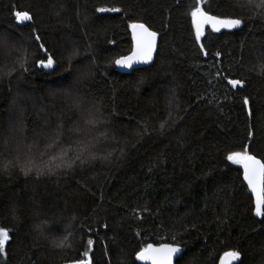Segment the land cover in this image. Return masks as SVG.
Returning a JSON list of instances; mask_svg holds the SVG:
<instances>
[{"label":"trees","instance_id":"16d2710c","mask_svg":"<svg viewBox=\"0 0 264 264\" xmlns=\"http://www.w3.org/2000/svg\"><path fill=\"white\" fill-rule=\"evenodd\" d=\"M244 2L205 0L212 15L236 11L247 20L231 31L206 29L205 56L190 27L193 0H0V37L26 46L0 49V67L24 56L28 69L0 77V229L8 232L0 264H64L85 251L91 264H139L141 249L173 237L185 248L176 264H221L233 249L243 264H264V216H255L241 166L226 161L242 150L249 126L250 150L264 159V16L241 12ZM15 11L33 19L17 21ZM133 19L157 32V53L151 65L120 73L115 61L131 53ZM49 55L53 71L36 63ZM90 62L89 78L76 82ZM229 79L245 84L233 88ZM19 101L25 138L46 127L40 110L49 117L44 131L62 122L73 139L76 126L92 120L87 140L96 157L53 175H24L13 158ZM144 128L150 134L142 138ZM65 236L70 247L52 245Z\"/></svg>","mask_w":264,"mask_h":264},{"label":"snow or ice","instance_id":"6c2138e0","mask_svg":"<svg viewBox=\"0 0 264 264\" xmlns=\"http://www.w3.org/2000/svg\"><path fill=\"white\" fill-rule=\"evenodd\" d=\"M206 7L209 6L205 3V0H193V3L190 5V13L188 14L190 15V27L194 29L195 43L199 45V51L205 56L208 55V48L206 47L208 38L205 35L206 26L210 28L212 32L219 33L221 29L239 28L247 23L244 16L236 11H221L216 15H212L211 12L214 11V9L209 7V11H205ZM239 8L241 9V12L245 9L249 11L255 9V11H252L253 16H264V0H259V3H257L256 0H246V2L239 5ZM98 11L103 12L105 9H98ZM109 11L120 12L121 9L113 8L109 9ZM13 15L17 21H29L33 19V16L29 11H15ZM127 27L131 30L133 47L130 55L117 59L115 63L118 65L131 66L134 62L145 64L152 62L154 52L156 51L157 32L152 31L146 23H142L135 19L130 20ZM33 31L35 32V29H33ZM40 39L41 37L39 35L35 36L36 41H40ZM39 48L44 52L48 51L45 47V43H39ZM0 49H7V39L4 37H0ZM75 55L76 52L73 51L70 54L69 59L71 60V58ZM215 56H221V52L217 51ZM25 60L26 57L18 56L16 60L11 62L12 66L9 67L7 71H5L3 67H0V77L10 76L17 70V66L19 69L27 72L28 69L25 67ZM36 63L44 68H51L53 65V58L49 55L46 59L38 60ZM91 63L92 62H90V64L86 67L85 71L80 72V74L76 77V82L89 78L91 74ZM227 83L233 88H243L245 80L229 79ZM69 87L70 89L74 88L75 83L69 85ZM198 99H200V97H198ZM209 103H211V101H209ZM242 107L246 111L247 116L251 117L253 109L252 101L249 96H244L242 98ZM89 116H94V112L89 113ZM96 122H99L98 119ZM169 122L173 125L175 123V121L171 120V118H169ZM81 123L83 124L84 121L82 120ZM91 124L92 120H89L85 127L80 129L77 139H73V133L69 132L67 135L55 137L53 139L52 147L47 151L39 152L38 148L35 149L37 155L31 160L26 161L25 165L22 167L24 175L27 176L31 171H35L37 176L53 175L59 169H72L77 163L83 165L86 161L93 159V146L87 140V137L92 134V131H94V129L88 127V125ZM164 128L165 125L161 124V135L164 134ZM152 132H155V129H153ZM149 134V130L144 128L141 135L143 138V136H147ZM244 141L240 144L242 150L229 152L226 156V161L242 166L243 180L247 183V186L256 197L254 207L255 216L261 217L264 216V159L258 158V155L260 154L257 153L254 155L250 150L252 145L256 142L254 132L250 126L246 131ZM62 144H67V150L61 149V154L59 156L48 155V152L55 151L56 148H59ZM27 150L30 152L33 151L31 147ZM46 157L47 163L45 164ZM145 211L147 212V209H145ZM221 223H223V221H221ZM104 227H108V225L105 224ZM36 228L41 234H43L44 229L40 224H37ZM7 240V230L0 229V253L4 252ZM67 240L68 236H65L59 241L53 239L52 245L56 248L70 247V245L66 244ZM173 241L174 242L172 244H160L158 246L148 244L137 253V256L142 259L150 258L152 259L153 264H173V257L178 253H181V247L179 243L176 242L175 237H173ZM87 244L90 249L93 245V240L88 239ZM82 255L84 258L81 259L66 258L65 264H91L89 251L83 252ZM225 257L238 261L239 264H243L242 253L238 249L226 251L221 257V264H225Z\"/></svg>","mask_w":264,"mask_h":264},{"label":"rangeland","instance_id":"374dc122","mask_svg":"<svg viewBox=\"0 0 264 264\" xmlns=\"http://www.w3.org/2000/svg\"><path fill=\"white\" fill-rule=\"evenodd\" d=\"M20 22H24V21H20ZM6 36H7L6 39L9 40V41H7V46L11 48V53H12L13 47H22V48L26 47L22 44L23 42H21V41L15 40L12 42L10 40L9 34ZM21 98H23V101H24L25 97L22 96ZM172 103L175 104V100H173ZM25 108H26V105H22L20 103V101L18 103L14 102L12 113L16 116L14 117V120H12V122H11V124L13 125L12 126V129L14 130L13 132H15V135H16V138H14L15 144L20 147L18 150L17 149L14 150L16 152V154L13 156V158L17 161L19 160L21 162V164H25L28 159H32L33 157H35L37 155V152L35 151V149L38 148L39 152H45L52 147L53 139L55 137L63 136V135H65V133H67V132H65V131H67V128H65V126L62 122H61V124H57L55 127L52 126L53 129H50L48 131H44V130H47L48 129L47 127L50 126L48 123L49 117H46L45 116L46 114L40 110L39 118L42 120V122L44 123V125L46 127L43 130H40L41 131L40 133H35L34 135L25 138L24 135L22 134L23 114L25 112ZM46 112H47V110H46ZM82 120H84L83 117H81V119L79 121L80 124H81ZM85 125H81V126H85ZM76 128L80 132V129L83 127L76 126ZM103 134H104V132H103ZM17 140H20V142L17 143ZM88 142H90V141H88ZM90 144H93V142H91ZM42 145H44V146H42ZM29 147H31L33 149V151H31V152L28 151L27 149ZM61 149L67 150V144H62L59 148H56L55 151L48 152V155L49 156H59L61 154ZM94 157H96V155H94ZM46 163H47V157L45 158V164Z\"/></svg>","mask_w":264,"mask_h":264},{"label":"water","instance_id":"95a60500","mask_svg":"<svg viewBox=\"0 0 264 264\" xmlns=\"http://www.w3.org/2000/svg\"><path fill=\"white\" fill-rule=\"evenodd\" d=\"M243 26V25H242ZM241 26V27H242ZM240 28V27H239ZM206 29H208V27L206 26V28H205V30ZM210 29V28H209ZM234 29H237V28H233V29H221V31L220 32H223V31H231V30H234ZM158 40H159V35H157V39H156V51L154 52V55H153V61H154V59H155V56H156V53H157V48H158ZM128 55H130V54H128ZM128 55H126V56H128ZM122 57H124V56H122ZM121 58V57H120ZM119 59V58H118ZM153 61L152 62H150V63H147V64H145V63H136V62H134L131 66H124V65H118V64H116L115 63V66H116V69L120 72V73H129V72H131L132 70H135V69H139V68H143V67H146V66H149V65H151L152 63H153ZM47 71H53L54 69H55V62H54V60H53V65H52V67L51 68H45ZM241 168H242V166H241ZM242 171H243V169H242ZM247 184V183H246ZM249 188V187H248ZM249 190H250V193L252 194V196H253V198H254V202H255V194H253L252 192H251V189L249 188ZM162 244H170V243H162ZM152 245H154V246H158V245H160V244H152ZM180 247H181V253H178L176 256H174L173 257V264H176V260L178 259V258H180L181 256H182V254L184 253V251H185V248L183 247V246H181L180 245ZM89 258H90V255H89ZM136 261L139 263V264H153V261H152V259H150V258H140L139 256H137L136 255ZM234 262H236V261H234V260H231L230 258H227V257H225V264H233ZM65 264V263H64Z\"/></svg>","mask_w":264,"mask_h":264}]
</instances>
